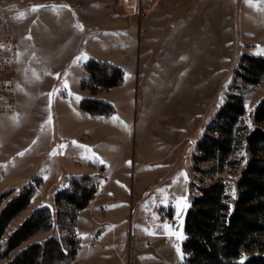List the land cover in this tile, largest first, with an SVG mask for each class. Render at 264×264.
<instances>
[{"label":"rangeland","instance_id":"1","mask_svg":"<svg viewBox=\"0 0 264 264\" xmlns=\"http://www.w3.org/2000/svg\"><path fill=\"white\" fill-rule=\"evenodd\" d=\"M63 2L87 10L84 54H100L102 62L121 68L124 81L94 93L83 87L87 72L82 93L76 87L80 55L68 60L73 50L68 23L60 33L49 28L32 37L23 95L17 66L12 108L0 115V199L10 192L1 200L0 212L28 184L35 189L5 239L36 209L49 208L52 229L30 238L13 256L53 234H68L78 240L77 255L68 264H186L191 255L183 246L188 239L185 218L199 189L221 178L232 206L250 157L246 136L264 99V80L239 91L236 86L243 84L235 78L245 55L264 58V0H149L145 17L137 14L138 0ZM79 24L86 25L82 20ZM0 33L12 34L19 43L1 17ZM59 68H65L62 81L70 92L62 103L56 101L59 88H52ZM241 91L246 114L237 143L224 170L211 179L201 170L214 163L195 162L198 142L229 95ZM84 95L108 102L112 109L101 115L84 113L79 107ZM58 114L75 124L90 115L89 133L80 136L84 142L59 141L58 126L52 129ZM87 143L97 146L88 144L103 162L94 158L87 164ZM83 153L86 157L80 158ZM88 165L95 171L87 170ZM82 176L94 177L96 194L86 208L75 211L57 197L71 192L73 179ZM124 201L131 206L123 208ZM149 216L155 226H135L137 217L147 222ZM253 253L264 251L255 248L244 256Z\"/></svg>","mask_w":264,"mask_h":264},{"label":"trees","instance_id":"2","mask_svg":"<svg viewBox=\"0 0 264 264\" xmlns=\"http://www.w3.org/2000/svg\"><path fill=\"white\" fill-rule=\"evenodd\" d=\"M85 69L89 77L83 87H90L94 93L98 88H113L124 81L122 69L107 62L90 60ZM235 80L243 84L236 86L239 91L260 84L264 80V58L245 55ZM81 106L93 115L112 109L103 100L85 99ZM245 114L242 91L230 94L209 132L198 142L195 162L214 163L210 170H201V173L214 179L217 172L224 170ZM253 124L246 136L250 157L238 181V193L232 206L227 202L226 185L220 178L199 189L200 195L194 198L187 212L188 239L183 246L191 256L186 264H264V254L244 256V252L251 253L255 248L264 251V99L255 108ZM72 186L71 192L59 194L57 201L67 202L75 211L83 210L96 194L94 177L75 178ZM34 189L35 186L28 184L0 212V261L7 260L5 264H68L78 251V240L68 234H53L46 241L31 243L13 256L30 238L52 229L49 208L36 209L5 239L10 224L30 204ZM8 193L2 195L0 204Z\"/></svg>","mask_w":264,"mask_h":264},{"label":"crops","instance_id":"3","mask_svg":"<svg viewBox=\"0 0 264 264\" xmlns=\"http://www.w3.org/2000/svg\"><path fill=\"white\" fill-rule=\"evenodd\" d=\"M65 1V0H64ZM69 4V5H68ZM0 17L3 21L8 23V29L18 38L19 40V52H20V59L18 63V75H19V96L22 97L23 92L25 90V77H26V70H27V64L29 61V52L32 50V43L31 39L35 34H39L43 31H49L50 29L57 30H66L64 23H68L67 30L68 33V40H69V47L73 48L71 53L69 54L68 60L71 62L72 60L76 59L80 55V63H79V75H77V83L76 87L77 90L80 92H84L82 88V82L84 79L87 78L88 73L85 70V65L90 60H97V61H103L104 59L99 55H95V57H87V52L84 54V51H87V10L77 9L75 5L70 3H65L63 0H52L45 1V0H0ZM79 20H82L85 22V26H81L79 24ZM50 28V29H49ZM60 33V32H59ZM85 46V49H84ZM84 49V50H83ZM82 53V55H81ZM84 58V59H83ZM66 68V67H65ZM65 68H59L58 72H61L57 74L54 78V81L52 80V88L58 87L59 92L56 93L57 102H64V100L70 95V92L68 91L67 87L65 86L66 83H63L62 81V74L65 70ZM55 69V68H53ZM57 71V70H56ZM62 83V84H61ZM57 90V89H56ZM65 91L66 94L63 93ZM55 95V94H54ZM53 95V98H54ZM46 95L45 100L47 101L49 96L47 98ZM87 97L84 95L79 100V107L84 113H87L85 111L81 104L82 101L85 100ZM50 101L51 98H50ZM52 105V102H51ZM59 109V108H58ZM15 113L13 114L16 115ZM48 112V111H46ZM86 115V114H85ZM59 121L58 125H53L52 123V129L53 131L56 130L57 126V135H59V141L64 142H70L74 141L75 143L84 142L80 140V136H85L87 133V125H86V119L87 116L91 119L90 115L87 114L86 119L84 122H81L78 124H75L74 121L70 120H64L63 117L58 114ZM57 117V116H56ZM101 117V118H100ZM103 116H99L95 118L94 120L102 119ZM93 120V119H92ZM76 130L74 131V129ZM73 134V135H72ZM53 136V135H52ZM54 139V137H53ZM53 141V140H52ZM88 144L93 146L91 143H87V164L89 159H99L102 161L95 152L91 151ZM100 144V143H99ZM82 149L85 147L81 146ZM93 147H97L94 145ZM85 149V148H84ZM83 149V150H84ZM85 153L83 155H80V158H85ZM70 161L73 162L72 158L69 157ZM84 161V160H83ZM103 162V161H102ZM74 166V165H73ZM76 168V167H75ZM81 170H83L85 167L79 166ZM78 168V169H79ZM92 169V172L95 171V168L92 166H87V170ZM120 195H117L115 199L119 200L118 197ZM126 200V197H125ZM120 201V200H119ZM120 208L122 205H117ZM131 206L126 201H124V207ZM124 210V209H123ZM186 219V218H185ZM165 219H163L164 222ZM161 222L162 219H159ZM156 223V222H155ZM155 223L148 224L143 218L137 217V221L134 223L135 226H155ZM166 224H158L157 226H164Z\"/></svg>","mask_w":264,"mask_h":264},{"label":"built area","instance_id":"4","mask_svg":"<svg viewBox=\"0 0 264 264\" xmlns=\"http://www.w3.org/2000/svg\"><path fill=\"white\" fill-rule=\"evenodd\" d=\"M149 0H138L137 14L145 17L148 11L144 3ZM20 59L19 43L12 34L0 33V115L11 110L13 96L16 95L18 83L15 78ZM154 218L149 216L147 223L152 224Z\"/></svg>","mask_w":264,"mask_h":264},{"label":"snow or ice","instance_id":"5","mask_svg":"<svg viewBox=\"0 0 264 264\" xmlns=\"http://www.w3.org/2000/svg\"><path fill=\"white\" fill-rule=\"evenodd\" d=\"M165 227H167V226H165Z\"/></svg>","mask_w":264,"mask_h":264}]
</instances>
